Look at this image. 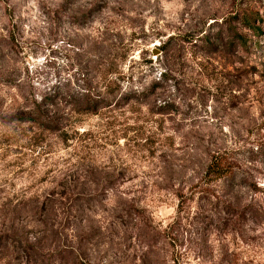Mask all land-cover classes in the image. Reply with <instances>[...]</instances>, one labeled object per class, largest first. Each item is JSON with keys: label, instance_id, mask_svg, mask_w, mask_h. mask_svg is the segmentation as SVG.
I'll list each match as a JSON object with an SVG mask.
<instances>
[{"label": "rangeland", "instance_id": "1", "mask_svg": "<svg viewBox=\"0 0 264 264\" xmlns=\"http://www.w3.org/2000/svg\"><path fill=\"white\" fill-rule=\"evenodd\" d=\"M0 264H264V0H0Z\"/></svg>", "mask_w": 264, "mask_h": 264}, {"label": "trees", "instance_id": "2", "mask_svg": "<svg viewBox=\"0 0 264 264\" xmlns=\"http://www.w3.org/2000/svg\"><path fill=\"white\" fill-rule=\"evenodd\" d=\"M86 103H89V106L92 110H97L103 106H107L110 104V102L108 100H105L102 97H98L97 99H86L85 101ZM85 104V103H83ZM38 107V106H36ZM39 108V107H38ZM36 110V111H35ZM34 111L32 110L30 111H19L18 115H16V118L19 119H25V120H35L37 122H42L43 119V115L41 112H39V109H35ZM47 117V116H46ZM48 127H52V125H47Z\"/></svg>", "mask_w": 264, "mask_h": 264}, {"label": "water", "instance_id": "3", "mask_svg": "<svg viewBox=\"0 0 264 264\" xmlns=\"http://www.w3.org/2000/svg\"><path fill=\"white\" fill-rule=\"evenodd\" d=\"M157 52H158V48L153 47V48H152V54H153V55H156Z\"/></svg>", "mask_w": 264, "mask_h": 264}]
</instances>
